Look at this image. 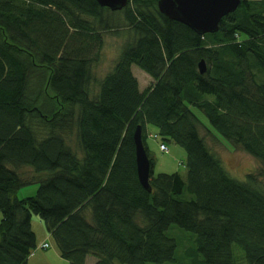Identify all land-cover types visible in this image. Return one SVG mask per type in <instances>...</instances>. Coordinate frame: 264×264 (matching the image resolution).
Wrapping results in <instances>:
<instances>
[{"label": "trees", "instance_id": "1", "mask_svg": "<svg viewBox=\"0 0 264 264\" xmlns=\"http://www.w3.org/2000/svg\"><path fill=\"white\" fill-rule=\"evenodd\" d=\"M123 30L114 65L96 75L104 34ZM132 66L151 78L143 89ZM136 126L150 192L136 173ZM148 135L184 149V177L153 174ZM207 136L264 165V0H240L206 34L163 16L157 0L118 11L0 0V264H27L33 216L69 264H180L171 225L194 234L188 264H237L235 251L264 264V171L234 178ZM34 181V196L13 197Z\"/></svg>", "mask_w": 264, "mask_h": 264}, {"label": "rangeland", "instance_id": "2", "mask_svg": "<svg viewBox=\"0 0 264 264\" xmlns=\"http://www.w3.org/2000/svg\"><path fill=\"white\" fill-rule=\"evenodd\" d=\"M124 31V32H123ZM119 31V33H106L103 37V47L101 48L99 61L95 67V74L101 76L108 72L114 65L115 59L125 43L128 35L125 33V30ZM132 73L138 81L140 88L146 87L150 82L151 78L142 70L136 66H132ZM192 111L198 117L200 122L209 127L206 123V119L201 111L191 107ZM210 128V127H209ZM202 133L206 134L204 129ZM217 135V134H216ZM223 142L227 143L222 137L217 135ZM207 142L211 147L212 151L220 157L223 162V165L230 173L231 176L238 180H243L244 177L248 174H252L254 177L261 176V171H264V165L248 153L244 152L239 148H227L221 141L207 136ZM71 146H74V138H70L67 141ZM158 141L152 140L149 138V135L146 138V144L149 149L150 158L152 161V172L153 174H158L160 172L173 173L178 172L182 177L185 176V151L180 146L166 142L165 145L168 147V152L160 151L158 147ZM228 144V143H227ZM20 171L26 175H30L32 171L30 168L23 167L20 168ZM45 173L33 174L34 177H41ZM46 175V174H45ZM261 182L264 183V179H261ZM38 188V182L34 181L27 185L19 187L15 194L18 199L34 196ZM31 228L36 237V248L32 250L31 254L27 259V264H61L60 260H64L59 256L58 249L47 233L43 222L37 217L33 216L31 218ZM168 236L175 239L176 248H175V257L180 264H188V261L185 257V250L188 247L194 246V234L191 232L185 231L176 225H171L167 230ZM46 242L48 244L47 248H41V244ZM235 256L238 258L237 264H245L244 260L241 257L239 251H235ZM95 258L92 255H87L85 259V264H93ZM119 264V263H117Z\"/></svg>", "mask_w": 264, "mask_h": 264}, {"label": "water", "instance_id": "3", "mask_svg": "<svg viewBox=\"0 0 264 264\" xmlns=\"http://www.w3.org/2000/svg\"><path fill=\"white\" fill-rule=\"evenodd\" d=\"M96 2L111 11L121 10L127 0H96ZM240 5V0H157L158 11L169 20L179 22L197 34L213 33L218 30L221 19L234 12ZM199 72L205 71L201 60ZM135 147V164L138 180L148 192L150 162L141 138V127L136 126L133 132Z\"/></svg>", "mask_w": 264, "mask_h": 264}, {"label": "built area", "instance_id": "4", "mask_svg": "<svg viewBox=\"0 0 264 264\" xmlns=\"http://www.w3.org/2000/svg\"><path fill=\"white\" fill-rule=\"evenodd\" d=\"M151 136L155 137L154 135H151ZM158 147H159L160 151L165 152V153L168 152V147L164 143H159ZM40 247L41 248H47L48 244L46 242H44V243L41 244Z\"/></svg>", "mask_w": 264, "mask_h": 264}, {"label": "crops", "instance_id": "5", "mask_svg": "<svg viewBox=\"0 0 264 264\" xmlns=\"http://www.w3.org/2000/svg\"><path fill=\"white\" fill-rule=\"evenodd\" d=\"M61 264H69V262H67L66 260H60Z\"/></svg>", "mask_w": 264, "mask_h": 264}]
</instances>
